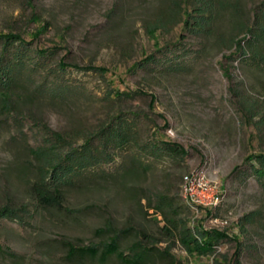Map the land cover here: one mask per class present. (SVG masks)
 <instances>
[{"label": "rangeland", "instance_id": "1", "mask_svg": "<svg viewBox=\"0 0 264 264\" xmlns=\"http://www.w3.org/2000/svg\"><path fill=\"white\" fill-rule=\"evenodd\" d=\"M261 1L215 0L209 25L187 31L177 12L183 5L192 9L191 0H0V33L54 50L43 82L62 89L50 96L45 87L35 89L42 80L34 78L18 86L9 107L0 105V206L27 205L31 213L23 225L0 220V245L11 254L0 253V264H119L114 257L100 263L66 255V242L88 247L106 240L95 231L108 220L117 229L149 234L160 251L170 247L176 264H213V256H188L165 234L161 217L147 208L153 194L171 199L190 227L237 236L240 264H264V190L253 177L233 173L264 149V73L224 59ZM147 56L160 62L136 68ZM58 62L70 67L54 76ZM116 92L133 95L109 99ZM118 114L133 123L140 145L152 137L175 142L187 157L154 160L131 146L115 150L109 162L75 178L61 209L37 208L29 149L42 142L33 122L80 146ZM194 171L224 194L214 218L185 207L183 177ZM251 212L253 222L241 233L239 219ZM135 240L128 236L121 249ZM216 250L231 257L235 245L227 241ZM149 264L172 262L154 258Z\"/></svg>", "mask_w": 264, "mask_h": 264}, {"label": "trees", "instance_id": "2", "mask_svg": "<svg viewBox=\"0 0 264 264\" xmlns=\"http://www.w3.org/2000/svg\"><path fill=\"white\" fill-rule=\"evenodd\" d=\"M214 1L191 0L193 7L190 10L184 5L180 6L177 15L181 18L180 22L184 21V29L187 31L204 30L213 17ZM253 14L251 22L243 27V32H240L242 37L234 36L231 38L230 44L231 47H234V51L224 59L227 63L239 61L242 65L264 73V0L256 6ZM192 24L194 27L191 26ZM160 27H163V24L151 28L149 32L154 34L155 30ZM31 44L19 34L0 33V105L3 107L10 106L13 95L21 83L26 81L34 84L35 82H32L34 78L42 80L38 85L35 84V89L45 87L50 96L59 97L62 95L61 88L58 89L52 86L54 84L47 85L43 82L47 76L45 75L47 71L46 62L52 58L54 50L33 49ZM170 51L171 49L166 52L169 53ZM162 57L165 58L166 53ZM159 62V57L147 56L136 65V68L156 66ZM56 65L58 68L54 76L70 67L63 62H58ZM176 65L178 64H175L174 67ZM73 68L77 69L76 67ZM86 69L92 70L91 68ZM97 70L99 71V69ZM113 95L114 93L110 95L109 99L123 100L131 98L133 92H116ZM136 116L132 115L135 118ZM33 124L40 135L42 144L40 147L29 149V154L34 161L35 173V180L30 187V193L39 209H61L65 200V189L72 186L75 178L90 167L102 162H109L115 150H123L131 146L139 156H151L154 160L169 158L182 162L187 157V152L175 142L157 140L152 137L140 145L133 123L121 114L112 117L107 124L99 127L97 131L85 135V141L80 146L74 145L71 140L56 131H52L42 122L34 121ZM244 161L242 167H246V169L241 170L240 167H236L233 173L244 174L246 179L253 177L259 187L264 190V149L249 154ZM170 201L171 199L165 195L153 194L147 198V208L161 217L164 223L162 229L165 234L178 241L188 256H213V264H240L242 242L238 240L237 236L231 238L224 231L190 227L187 220L177 216V211ZM185 207L189 212L193 210L186 204ZM219 208L220 206L208 211L207 216L214 218V213ZM254 214L251 212L239 219L241 233H246L245 228L253 222ZM30 215V209L27 205L0 206V220L17 221L23 225ZM103 225V228L97 229L95 232L99 236L104 235L106 240L88 247H79L66 242V255L70 259L90 258L98 260L100 263L114 257L119 264H149L154 258L170 260L172 264H176L173 261L170 247H166L162 251L158 250V241L151 238L149 234L137 230L133 226L117 229L109 220ZM128 236H134L137 240L125 249H121V241ZM227 241L233 242L235 245V252L231 257L222 253L219 254L216 250L217 247ZM8 251V248L0 245V253L11 255Z\"/></svg>", "mask_w": 264, "mask_h": 264}, {"label": "built area", "instance_id": "3", "mask_svg": "<svg viewBox=\"0 0 264 264\" xmlns=\"http://www.w3.org/2000/svg\"><path fill=\"white\" fill-rule=\"evenodd\" d=\"M219 190L204 173L194 171L183 177L180 192L185 204L193 210L211 211L219 206L224 196Z\"/></svg>", "mask_w": 264, "mask_h": 264}]
</instances>
